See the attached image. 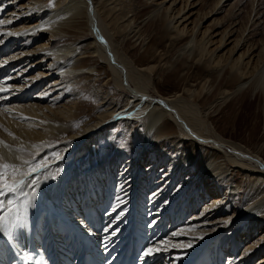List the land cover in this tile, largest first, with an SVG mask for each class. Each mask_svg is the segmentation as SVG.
<instances>
[{
  "label": "bare ground",
  "instance_id": "bare-ground-1",
  "mask_svg": "<svg viewBox=\"0 0 264 264\" xmlns=\"http://www.w3.org/2000/svg\"><path fill=\"white\" fill-rule=\"evenodd\" d=\"M154 1L156 6L151 16L155 17L162 10L167 19L164 31L171 33L168 35L176 32L182 35L181 39L184 38L178 58L186 53L191 58L196 57L200 52L205 57V68L210 72L217 71L220 76L224 68L229 69L225 79L230 89L223 92L222 98L220 95V101L206 108L207 116L215 105H224L232 97H238L245 86L250 84L248 87L254 88L251 91L262 86L264 60L259 54L254 55L249 48L243 50L242 42L232 40V34H226L227 31L220 35L211 31L200 32L202 24L218 14L216 9L222 0H218L216 8L205 13L202 22L199 0H184L186 8L177 15L176 8L183 0ZM227 2L229 0L224 3ZM0 20L6 22L0 26V85L9 89L0 93V157L3 158L0 162L21 164L17 159L21 153L15 151L18 148L35 153L37 159L39 155L44 156L48 143L52 142L57 147L53 153V150L47 151L45 167L40 173L33 174L36 194L27 209L26 223L14 229L11 235L0 232V264L8 263L3 259L7 251L14 255L13 264H82L85 252L95 253L101 264H210L215 253L216 264H264V141L255 152L245 150L225 140L216 130L214 135L206 132L204 121L199 120L200 112L192 110L181 95L163 98L157 93L154 97L142 90L135 74L122 72L120 65L127 67L112 54V38L94 0H0ZM211 23L216 25L215 19ZM84 24L98 47L92 55L81 54L79 44L64 40L80 34ZM214 38L219 40L210 47ZM93 53L115 73L121 75L122 72L119 83L128 93L129 101L123 109L72 140L60 142L58 137L47 136L44 130L48 128L53 132L57 128L53 119L57 114L55 105L68 97L66 91L71 90L70 86L73 88L81 75L94 74V69L86 65V59L96 57ZM85 61L87 68L82 66ZM257 74H260V79L253 82ZM126 114H130L126 118L147 116L141 141L134 147L133 158L126 162L120 185L127 192L135 186L141 188L140 200L151 196L152 200H157L156 204L147 211L144 219H137L140 215L130 212L128 207L132 204L128 206L126 201L115 204L107 212L105 205L101 208L98 198L88 201L92 191L87 193V198L84 197L89 202L86 208L74 200L68 204V198L64 196L68 193L64 190L67 183L73 188L76 181H88L98 170H81L79 161L86 160L93 147L91 145L95 144V137L112 126L108 123ZM37 136L49 140L40 141ZM34 145L40 146L39 151ZM168 148L176 154L177 162L158 165L157 171H160L154 181L155 164L157 166V161L162 158L159 153ZM150 151L157 161L151 159L152 162L146 163L145 157ZM155 156L159 158L155 159ZM24 158L31 157L25 154ZM52 173H55V178ZM89 181L85 183L89 184ZM218 187L224 193H217ZM24 191L30 193L31 186ZM105 196H109L107 191L103 194ZM7 199L16 198L9 196ZM38 217L47 222L49 219L47 225L52 242L60 239L64 229L71 230L76 238L74 251L69 252L68 246H43L46 240L42 238L43 223H37ZM242 233H245L243 239ZM149 247L153 248V253L144 256L145 249ZM25 253L32 257L31 261L23 259Z\"/></svg>",
  "mask_w": 264,
  "mask_h": 264
},
{
  "label": "rangeland",
  "instance_id": "rangeland-1",
  "mask_svg": "<svg viewBox=\"0 0 264 264\" xmlns=\"http://www.w3.org/2000/svg\"><path fill=\"white\" fill-rule=\"evenodd\" d=\"M94 1L98 3V9L102 17L105 18V28L110 33V36L112 38V54L114 53L116 57L120 59L121 62H123L127 67L128 70L118 63L122 68V72L124 70L125 72L130 74V72L132 71L131 73L133 75L135 74L136 79L140 82L139 85L142 90H145V92L154 97L158 94V96L163 98H170L176 95H181L182 100L188 102L192 110L197 111L198 113L200 112L199 120L202 123L204 121V130L206 132H209L210 135H214V132L216 130V132L221 134V136L225 140L245 150L248 149V151L250 152H255V150H257L258 147L263 144L264 80L262 81V86L259 85V87H257V89L254 91H251L254 88L251 89V87H248L251 86L250 84L245 86L238 97L236 96V98L232 97L231 100L229 99L232 103L228 100L229 102L226 101L224 105H215L213 107L214 109H210L212 110L211 112L210 110L208 111V113H210L207 116L206 108L209 109L213 102L223 97V92L225 90L230 89V85L227 84V81L225 79V76H227V72L229 71V69H227V67L224 68V71H222L220 76H218L219 74L217 73V71L213 73L210 72V69L207 70L205 68V57L203 53L200 52L198 53V56L196 54V57L194 55L191 58V56L188 55L189 53H186L185 55L181 56V58H178L177 53L179 52L184 38L182 37L181 39L182 35L176 32H174L173 35H168L171 33H166L164 31V28H166L165 22L167 19L164 18V12L162 10L159 11L155 17L151 16L156 6V2L154 0ZM185 2L187 1L185 0ZM217 2L218 0H199L198 10L199 12H201L200 22H202V19L205 17V13L213 9L216 6ZM224 2L225 0H222V3L216 9L219 11L217 12L218 14L213 19L209 20L206 24H202L200 32L211 31L212 34L220 35L221 33L227 31L226 34H232V40L235 39L238 40L239 43L242 42L241 45L243 50H248L249 48L251 52L253 51L252 53H254V55L259 54L260 58L264 60V0H229V2L227 3ZM185 8L186 7L183 0V2H181L176 8V15L183 11ZM214 19L216 25L214 23H211ZM164 33H166L167 35ZM187 39L188 36L186 40ZM64 40L79 44L80 53L83 55H85V53L92 55V52L98 51V47L93 42V37L85 24L80 34L68 36ZM218 40V38H214L213 40H211L212 46L210 45V47H213L214 43H217ZM243 50L242 52H244ZM187 55L189 57H187ZM86 61L82 66L86 67L87 65V67L93 68L95 71L94 74L93 72H90V74L85 73L83 75L84 77L81 75L80 78L82 79L78 78L75 81L76 85L74 84L73 88L72 86H70L71 90L66 91V95L68 97L64 99L63 103L61 101L59 104L55 105V108H57V114L53 116V119L57 124V128L53 132H50L48 128L47 130H44L47 136L52 137L53 135L56 138L58 137L57 139H59L60 142H64L65 140H72V138L76 135L87 131L96 123L109 118L114 112L123 109L129 101L128 93L122 87H120L121 85L119 83L122 79L121 76H123L122 72L121 75L115 73L108 64L103 62L97 56L95 58L90 57L89 59H86ZM89 63L91 64L90 66ZM218 69H220V67ZM143 71H145V73ZM88 77H90V79ZM256 78L259 80L260 74L256 75L253 82L256 81ZM216 80H218V83L216 82ZM123 81H125V78L123 79ZM225 84L227 85L225 86ZM128 85L130 86L129 83ZM129 90L131 91V86ZM220 95L221 98H219ZM197 103L198 105H196ZM204 104L206 107L204 106ZM221 107H224L223 110L221 109ZM212 114L214 117L211 116ZM146 116H133L132 118H125L121 121H118L110 128L106 129V131L99 133V135L95 137V144L91 145L93 147H91L92 149L90 148V154L87 155L85 161L83 159L79 161V169L89 171H95L96 169H98L97 172H93L92 175L94 174V176H98L99 174L100 176L98 177L100 179L94 176L93 178L91 175L89 177V180L91 178L92 180H94V182H92V180H88L89 184L91 183L90 185H92L91 188H89V184H86L88 181H76L73 185V188L69 183H67L68 187L64 185L66 186L64 188L65 192H70L69 195L68 193L67 195H64L65 198H68L67 200L69 201L68 203V201L65 199L66 203L70 204V201L74 200L79 206H81L82 208H86L89 205L88 201H95L94 198H98L97 201L100 202L101 208L103 207V205H105L106 211L108 212L115 204L126 201L128 202V206L132 204L130 207L127 206L129 209L131 208L129 211L133 214L140 215V217H136L137 219H144L147 217V211H149L151 207H154L157 200H152L151 196L146 200H140L141 188H136L137 186H135V188L127 192V190H125L123 186L120 185L122 183V180L120 181V179H122L121 176L127 166L126 162L133 158V156L135 155L134 147L141 141V132L143 130V125L146 123ZM59 126H61V128ZM36 139H40V141L49 140V138H44V136L38 137ZM48 144L45 145V149L48 151V153L51 152V150H53L51 153L55 152L54 149L57 148L56 145L52 142ZM47 151H45V157L43 155H39L36 160H42L44 158V160L42 161H45L48 158ZM169 151L173 154H171ZM151 153V151L147 153V156L145 157L146 163L152 162L151 159H153V156L151 155ZM160 155L162 158L159 161L153 159V161H157V166L155 164L156 170H153L154 181L156 179L158 171H160H157L158 165L161 164V166H163L164 162L165 164H170L171 162H173L172 164H176L177 162V158L175 157L176 154L169 148L168 150H164L163 153H159V156ZM157 158L159 157L155 156V159ZM122 165H125V167H123ZM102 169H104L105 171H102ZM112 176L117 177L113 178ZM107 178L111 181H109ZM97 181L101 183L97 184ZM104 181L108 182V184L106 183L105 185ZM154 181H152L150 184H147V187H149ZM76 184H79V186H77ZM95 184L96 186H94ZM138 184L140 185L139 182ZM70 186L71 190L69 188ZM80 186L82 188L86 186L87 189L86 187L80 189ZM77 187L79 188L77 189ZM72 190H75V192L73 191L72 193ZM218 190L219 187L216 191L217 193L222 191ZM105 191H107V193L109 194L108 197H103ZM82 192H85L84 195H81L83 194ZM87 193H90L88 198ZM221 193H224V191ZM79 195L81 196V198ZM84 197H86L88 201ZM83 203H85L86 206H84L85 204ZM150 203H152V205ZM138 208L140 209V211ZM107 212L103 211V213L108 216ZM136 218L134 217V219ZM48 222L44 220V218L41 220L38 217L37 219L38 224L42 225L43 223L42 238H45V240L47 241V243L46 241H44L45 243L43 244V246L47 244L48 247L50 245L52 246L53 244V248H55L56 245L60 247L68 246L67 250L69 248L68 251L73 252V246L76 245V238L72 231H69L68 228H66L67 230L64 229L61 233V236H63V238H61L60 236V241L58 239H55L56 242H52V240L50 239L51 230L49 228V225H47ZM44 227L47 228L45 229ZM244 234L245 233L241 234V239L244 238ZM58 241L60 243L63 242L64 244H60ZM50 251L53 252L54 250ZM8 252L9 251H7V254L5 253L3 256V259H6V262L4 260V263L8 262L9 264H13L15 262L13 259L14 255ZM212 257V262L210 261V264H216V253Z\"/></svg>",
  "mask_w": 264,
  "mask_h": 264
},
{
  "label": "snow or ice",
  "instance_id": "snow-or-ice-1",
  "mask_svg": "<svg viewBox=\"0 0 264 264\" xmlns=\"http://www.w3.org/2000/svg\"><path fill=\"white\" fill-rule=\"evenodd\" d=\"M6 22L0 20V26ZM7 23H11L8 21ZM8 35H11L9 32ZM9 89L6 86L0 85V93H6ZM11 135V133H9ZM39 151V145H34ZM12 149H10L11 151ZM15 151L21 153L17 159L21 160V164L3 163L0 162V232L12 234L13 230L23 226L27 221V209L31 203V198L35 196L36 179L33 174L40 173L45 167L46 162L35 159V153H29L24 148H18ZM31 157L25 159L24 155ZM3 158L0 157V160ZM55 178V173L51 174ZM31 186L32 191L25 192V188ZM9 196L16 199H7ZM23 197V199H18ZM175 233L174 235H178ZM165 244L168 241H164ZM153 253V248L145 249L144 256H150ZM23 259L31 261L32 257L25 253Z\"/></svg>",
  "mask_w": 264,
  "mask_h": 264
},
{
  "label": "water",
  "instance_id": "water-1",
  "mask_svg": "<svg viewBox=\"0 0 264 264\" xmlns=\"http://www.w3.org/2000/svg\"><path fill=\"white\" fill-rule=\"evenodd\" d=\"M97 29L95 28L94 31H96ZM100 41V40H99ZM126 116V115H124ZM123 116H117L114 120L110 121L108 124H114L117 121H119ZM101 130H104V128L102 127Z\"/></svg>",
  "mask_w": 264,
  "mask_h": 264
}]
</instances>
